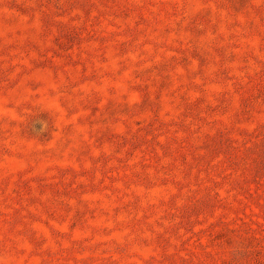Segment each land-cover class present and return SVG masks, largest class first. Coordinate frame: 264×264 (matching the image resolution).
<instances>
[{"label": "rangeland", "instance_id": "obj_1", "mask_svg": "<svg viewBox=\"0 0 264 264\" xmlns=\"http://www.w3.org/2000/svg\"><path fill=\"white\" fill-rule=\"evenodd\" d=\"M0 264H264V0H0Z\"/></svg>", "mask_w": 264, "mask_h": 264}]
</instances>
